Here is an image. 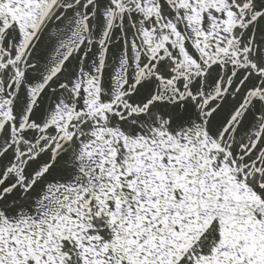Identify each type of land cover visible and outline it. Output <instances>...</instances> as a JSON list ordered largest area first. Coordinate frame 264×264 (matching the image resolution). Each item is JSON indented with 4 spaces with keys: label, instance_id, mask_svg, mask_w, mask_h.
I'll list each match as a JSON object with an SVG mask.
<instances>
[{
    "label": "snow or ice",
    "instance_id": "obj_1",
    "mask_svg": "<svg viewBox=\"0 0 264 264\" xmlns=\"http://www.w3.org/2000/svg\"><path fill=\"white\" fill-rule=\"evenodd\" d=\"M0 264H264V0H0Z\"/></svg>",
    "mask_w": 264,
    "mask_h": 264
}]
</instances>
